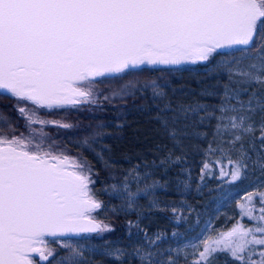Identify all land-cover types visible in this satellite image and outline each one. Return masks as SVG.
Listing matches in <instances>:
<instances>
[{"label": "snow or ice", "instance_id": "1", "mask_svg": "<svg viewBox=\"0 0 264 264\" xmlns=\"http://www.w3.org/2000/svg\"><path fill=\"white\" fill-rule=\"evenodd\" d=\"M197 61L214 66L210 75L227 78L222 90L219 79L201 90L210 102L174 106L155 82L129 81L112 92L124 99L153 89L159 101L155 118L173 148L181 150L153 161L163 170L159 177L141 174L137 165L119 176L110 171L112 182L97 189L99 174L82 153L95 152L102 133L84 129L81 152L71 155L46 129L78 125L40 118L42 110L96 103L98 83L124 79L141 65ZM0 94L15 100L13 110L25 128L18 133L12 117L0 113V264H93L96 256L102 258L99 264H180L181 259L188 264V248L191 264H212L218 256L225 264H264V179L245 186L242 194L221 189V207L236 200V213L229 217L235 223L216 237H205L202 229L183 248L163 249L159 234L149 235L132 220L128 245L106 243L86 252L68 242L73 235L114 231L98 219L101 212H135L139 219L142 207L159 208L156 190L167 189L169 170L184 159V141L206 137L200 128L212 121L219 144H210L207 154H238L228 170L220 164L219 179L231 188L257 167L264 177V0H0ZM252 152L258 158L250 163ZM96 157L106 169L112 163L100 152ZM210 163L203 162L201 181ZM177 182L184 190L190 187L180 173ZM102 196L121 203L110 206ZM149 197L148 205H140Z\"/></svg>", "mask_w": 264, "mask_h": 264}, {"label": "rangeland", "instance_id": "2", "mask_svg": "<svg viewBox=\"0 0 264 264\" xmlns=\"http://www.w3.org/2000/svg\"><path fill=\"white\" fill-rule=\"evenodd\" d=\"M259 39V38H258ZM227 51V50H225ZM255 52V50H253ZM239 55V54H237ZM217 60L221 59H231L229 56L225 57H216ZM194 66H200V72H206L207 76L202 78L201 80L197 81L198 89H185V86H164L163 90L166 92L165 99H170L175 106L178 103H195V102H210L208 98L202 97L200 95L201 90L207 85H214L217 83V80H220L221 90L223 84L226 82V77H218L215 72L211 75L209 74L208 69L214 67L213 65H208L205 67V62H196L195 64L190 62L183 63L178 68H189ZM143 68L147 69H158L154 67H150L148 65H142L137 70H141ZM209 74V75H208ZM105 84H97L96 88L101 94L99 99L94 104H86L92 105L96 107L102 106V101L104 100V96L102 95V89L104 88ZM101 90V91H100ZM146 91L151 92L152 88H148ZM153 92V91H152ZM8 95V94H6ZM157 104L159 101H156ZM157 104L155 107H157ZM67 108H71L68 106ZM66 108V109H67ZM50 113L47 110H42L40 114L41 119L45 120H55L53 118H49L46 114ZM135 116L143 115L140 110H135ZM125 122V127L128 126V122ZM155 131L159 134L162 140V145L160 146L161 151L158 152L156 144H148L146 145L147 150L135 153L131 155H121L110 150V146L107 140L110 142L114 137V133L110 130L102 134V137L97 141V145H100V152L105 160H110L111 166L113 169H110L108 173L99 172L97 170V163L96 161L89 160L92 162L94 170L99 174L97 177V182L95 187L97 189L103 188L105 184H110L112 181L109 180V172L116 171L115 173L119 176L122 172H127L131 169H134L137 165H139V169L141 174L144 172H151L155 176L159 177L162 173V169H155L153 167V161L155 160L156 163H159V157L167 153L168 150L173 149L177 150L179 155L181 154L180 149L173 148V142L166 137V134L161 130L158 121L152 120ZM215 121H212L211 124L204 125L200 128V131L206 132L207 136L203 138H194L191 141L185 140L184 141V158H189L190 163L185 169H179L172 167L167 175V179L170 183L167 186L166 190L157 189L156 190V197L160 202V207L149 210L147 207H142L139 209L140 216L138 223L140 227L144 229L149 235L155 236L159 234L161 239L157 242L158 244L162 245L163 249H170V248H183L190 243L193 237L200 233L202 229H207L205 232V237L212 236L216 237L220 232L227 231L232 225L235 223V219L229 220V217H232L236 213V200H233L230 204H226L223 207L220 206V198L222 196V191H239L241 194L245 189V186L249 184H253L259 179H264L261 176L259 168L255 170L253 173L251 170L248 173L247 179L238 182L237 185L232 186L231 188L227 183H223L220 179V169L219 173L216 170L210 172L203 181L200 180L201 175V165L194 160V156L202 157L203 160L211 159L215 164V167H219L221 163H223L225 170H228L229 160H234L237 158V153L233 152L231 154L225 153H216L215 155L207 154V150L209 145L211 144L212 147H216L219 144V140L215 139L213 136L214 132ZM36 127H39L36 125ZM117 128V124L115 125ZM23 128H24V121H23ZM47 131L50 130L46 129ZM7 131V130H6ZM25 131V128L23 129ZM18 132V131H17ZM19 133V132H18ZM155 133V135L157 134ZM116 135V134H115ZM258 135V133H257ZM54 136V135H52ZM114 139V138H113ZM147 140L141 142L146 143ZM59 146L62 148L61 142L57 141ZM139 143V142H138ZM158 144V143H157ZM156 145V146H155ZM64 146V145H63ZM247 147V145H246ZM259 148V144L256 145ZM72 155H77L76 153H71ZM93 155L96 157V152H93ZM84 156V155H83ZM187 156V157H185ZM252 160L254 162L258 158V154L256 152H252L251 154ZM102 162V161H100ZM180 173L182 177L188 178V182L190 187L187 190H184L183 184L180 183L178 186L177 182V174ZM199 185V188L197 187ZM143 186V185H141ZM133 190H135V186H133ZM247 190H251L248 188ZM101 199L105 200L109 203V205H119L121 203L120 200H110L107 196H102ZM150 197L141 199L139 201L140 205L146 206L150 202ZM164 205H167L164 208ZM172 207H176L177 211L174 214L172 212ZM151 211H170L174 214V218H170L169 216H157L149 214ZM135 213V212H133ZM120 215H124L121 213ZM112 215L110 212L105 213L101 212L98 216V219L105 220V222H109V218ZM112 226V225H111ZM113 228V226H112ZM106 233L98 236L96 233L92 234H85L78 238H71L68 242L73 244L82 245L84 250L87 252L89 247L92 246H101L106 243L111 244L113 246H124L128 245L130 242L128 240V235L120 238L118 240H108L107 237H103ZM143 236V233H141ZM50 248H59V245L56 244H49ZM191 252L192 249L188 248L189 253V261L188 264H191ZM66 254V253H65ZM100 256H96L93 260V264H99L101 261ZM225 257L218 256L215 260L212 261V264H225ZM51 264H55V261H51ZM104 264H110L109 261L105 260ZM180 264H184L183 259H181Z\"/></svg>", "mask_w": 264, "mask_h": 264}, {"label": "trees", "instance_id": "3", "mask_svg": "<svg viewBox=\"0 0 264 264\" xmlns=\"http://www.w3.org/2000/svg\"><path fill=\"white\" fill-rule=\"evenodd\" d=\"M255 50V49H253ZM200 66H194L189 68H158L147 69L143 68L138 71H134L132 75L124 77V79L116 80L111 83H104L105 86L102 89V95L110 97L109 100H103L101 107L92 105L77 106L76 109L67 108L65 110H53L46 115L49 118L69 122L74 125H78L77 128L72 130L55 129L50 128L48 130L56 141L61 142L62 148L67 149L71 153L80 154L81 148L78 147V142L86 135L84 129L95 128L102 134L107 131L114 133V139L108 141L110 150L121 155H131L140 153L147 150L146 145L156 144L159 147L158 152L161 151L163 138L159 140V134L155 131L152 120H155L157 115V100L153 99V89L151 92L146 90L136 91L135 95L127 96L124 99L112 97L114 90H119L121 85L127 84L129 81L136 82L137 85L151 84L155 82L160 86H185V89H198L197 81L206 77V72L199 71ZM209 75V74H208ZM131 91V89H130ZM15 100L10 98L9 95L0 94V113L11 116L13 123L18 125L17 131H23V120L17 119V113L13 110ZM140 110L143 115L135 116L134 111ZM128 122V126L125 127V122ZM158 123V122H157ZM117 124V128L115 125ZM91 129H89L90 131ZM155 133H157L155 135ZM116 134V135H115ZM102 135L98 138V140ZM167 137V136H166ZM146 143H141L143 141ZM139 142V143H138ZM158 143V144H157ZM64 145V146H63ZM155 145V146H156ZM160 145V146H159ZM95 152L100 151V145L95 143ZM170 150H173L170 148ZM176 155H179L177 150H173ZM88 160L96 161L97 170L99 172L108 173L110 169H113L110 165L109 168H105L104 163L96 159L93 155V151L84 149L82 153ZM166 154V153H164ZM72 155V154H71ZM187 157V156H185ZM198 165L203 164L205 161L210 163V172L214 170L219 173L220 166L215 167V164L211 159L203 160L202 157H193ZM190 163L189 158H184L180 164L173 167L179 169H185ZM220 165V164H219ZM192 166V165H189ZM116 172V171H114ZM149 214L159 216H169L174 218V214L170 211H151ZM132 220L138 222L137 215L131 213L128 216H110L109 222L113 226L114 231L106 233L103 237H107L108 240H118L128 235L127 221ZM135 231V229H132Z\"/></svg>", "mask_w": 264, "mask_h": 264}, {"label": "water", "instance_id": "4", "mask_svg": "<svg viewBox=\"0 0 264 264\" xmlns=\"http://www.w3.org/2000/svg\"><path fill=\"white\" fill-rule=\"evenodd\" d=\"M225 50H227V49H225ZM197 62H200V61H197ZM182 64H183V63H182ZM182 64H180V65H148V66H150V67H154V68H178V67H180ZM141 66H142V65H141ZM139 67H140V66H139ZM85 234H92V233H82V234H80L79 236L73 235V236H71V238H78V237H80V236H82V235H85ZM36 259L39 260V257L37 256Z\"/></svg>", "mask_w": 264, "mask_h": 264}]
</instances>
